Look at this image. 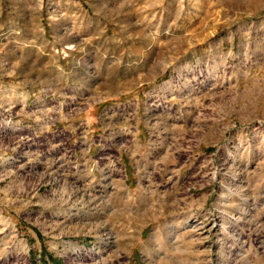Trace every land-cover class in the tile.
<instances>
[{
    "label": "rangeland",
    "instance_id": "1",
    "mask_svg": "<svg viewBox=\"0 0 264 264\" xmlns=\"http://www.w3.org/2000/svg\"><path fill=\"white\" fill-rule=\"evenodd\" d=\"M0 264H264V0H0Z\"/></svg>",
    "mask_w": 264,
    "mask_h": 264
}]
</instances>
